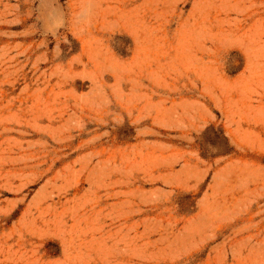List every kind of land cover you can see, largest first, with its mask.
<instances>
[{
    "label": "rangeland",
    "instance_id": "obj_1",
    "mask_svg": "<svg viewBox=\"0 0 264 264\" xmlns=\"http://www.w3.org/2000/svg\"><path fill=\"white\" fill-rule=\"evenodd\" d=\"M0 264H264V0H0Z\"/></svg>",
    "mask_w": 264,
    "mask_h": 264
}]
</instances>
